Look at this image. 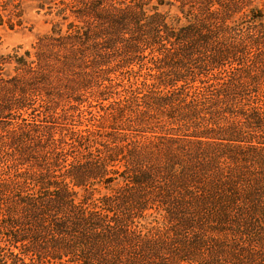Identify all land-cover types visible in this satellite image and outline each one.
<instances>
[{
	"label": "trees",
	"instance_id": "1",
	"mask_svg": "<svg viewBox=\"0 0 264 264\" xmlns=\"http://www.w3.org/2000/svg\"><path fill=\"white\" fill-rule=\"evenodd\" d=\"M53 2L0 54V264H264V0Z\"/></svg>",
	"mask_w": 264,
	"mask_h": 264
},
{
	"label": "rangeland",
	"instance_id": "2",
	"mask_svg": "<svg viewBox=\"0 0 264 264\" xmlns=\"http://www.w3.org/2000/svg\"><path fill=\"white\" fill-rule=\"evenodd\" d=\"M53 1L0 0V54L18 47L31 49L39 37L49 34L56 7Z\"/></svg>",
	"mask_w": 264,
	"mask_h": 264
}]
</instances>
